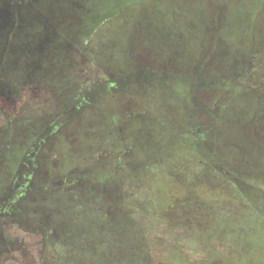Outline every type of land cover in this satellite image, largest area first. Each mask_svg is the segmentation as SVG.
Listing matches in <instances>:
<instances>
[{
	"label": "rangeland",
	"instance_id": "rangeland-1",
	"mask_svg": "<svg viewBox=\"0 0 264 264\" xmlns=\"http://www.w3.org/2000/svg\"><path fill=\"white\" fill-rule=\"evenodd\" d=\"M0 208V264H264V0H0Z\"/></svg>",
	"mask_w": 264,
	"mask_h": 264
},
{
	"label": "flooded vegetation",
	"instance_id": "flooded-vegetation-1",
	"mask_svg": "<svg viewBox=\"0 0 264 264\" xmlns=\"http://www.w3.org/2000/svg\"><path fill=\"white\" fill-rule=\"evenodd\" d=\"M2 153H4V151L2 150ZM3 212H1V208H0V216H1V214H2ZM1 218V217H0Z\"/></svg>",
	"mask_w": 264,
	"mask_h": 264
}]
</instances>
